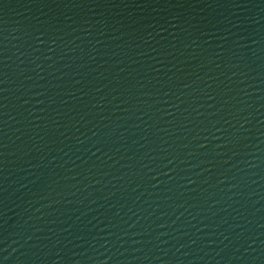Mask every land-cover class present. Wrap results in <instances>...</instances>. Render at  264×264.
<instances>
[{
    "label": "water",
    "instance_id": "1",
    "mask_svg": "<svg viewBox=\"0 0 264 264\" xmlns=\"http://www.w3.org/2000/svg\"><path fill=\"white\" fill-rule=\"evenodd\" d=\"M0 264H264V0H0Z\"/></svg>",
    "mask_w": 264,
    "mask_h": 264
}]
</instances>
